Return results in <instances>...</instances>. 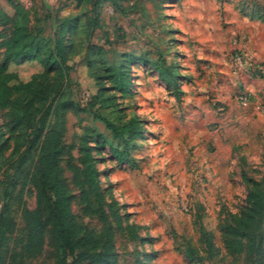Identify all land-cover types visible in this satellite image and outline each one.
Listing matches in <instances>:
<instances>
[{"label": "rangeland", "instance_id": "rangeland-1", "mask_svg": "<svg viewBox=\"0 0 264 264\" xmlns=\"http://www.w3.org/2000/svg\"><path fill=\"white\" fill-rule=\"evenodd\" d=\"M14 1L47 35L69 21L66 71L49 79L72 101L60 166L74 221L82 231L111 232L109 264H264V251L255 255L241 238L248 192L264 187V0ZM0 6L13 14L6 0ZM8 29L0 20V36ZM10 69L28 80L41 67L26 61ZM133 114L141 136L130 141L102 120L120 125ZM0 132L7 158L17 134L9 107L0 106ZM84 144L102 196L98 205L89 193L90 208L81 199ZM22 206H39L26 178L8 202L0 264H54L44 209L41 250L25 254ZM103 253L80 250L78 262L99 264Z\"/></svg>", "mask_w": 264, "mask_h": 264}, {"label": "trees", "instance_id": "trees-1", "mask_svg": "<svg viewBox=\"0 0 264 264\" xmlns=\"http://www.w3.org/2000/svg\"><path fill=\"white\" fill-rule=\"evenodd\" d=\"M6 1L12 7L13 14L7 15L0 6V20L9 25V29L0 36V106L9 107L10 121L17 134L10 155L3 158L1 153L9 148V139H3L0 132V246L6 238L8 221H11L7 216L8 202L18 182L26 178L37 190L39 206L35 210L25 206L21 208L26 229L25 254L33 257L41 250L45 225L41 208L45 210L52 229L54 264H79L80 250L99 248L104 250L99 264H109L114 258L110 253L111 232L105 229L98 235L92 231H82L74 221L70 207L71 195L65 187L60 166L64 152L63 114L71 107L72 101L65 89L49 83V79L55 70L62 75L66 71L68 57L64 40L69 21L65 19L52 34L47 35L41 27L31 22L28 8L14 0ZM26 61L38 63L41 70L33 73L28 80H21L18 73L10 68ZM157 71L165 82L171 79L164 77L166 67L158 68ZM119 86L127 90L126 82H121ZM102 120L116 138L130 141L141 136L140 121L134 114L120 125L105 117ZM82 151L84 168L81 171V186L86 187L81 190V199L90 208L93 200L89 198V193L98 205L102 201L99 173L86 144ZM31 152H34V159L29 164L31 167L24 166ZM114 152L118 159L121 158L122 152L116 149ZM248 200L251 209L244 219L246 227L241 238L246 236L250 251L255 249L254 254L259 256L264 251V187L259 191H249ZM256 211L259 212L258 224L251 228ZM232 230L237 231V227Z\"/></svg>", "mask_w": 264, "mask_h": 264}, {"label": "built area", "instance_id": "built-area-1", "mask_svg": "<svg viewBox=\"0 0 264 264\" xmlns=\"http://www.w3.org/2000/svg\"><path fill=\"white\" fill-rule=\"evenodd\" d=\"M235 58L240 62V59L241 58L239 57V55H237ZM240 99H241L242 102H245L246 101V98L245 97H241Z\"/></svg>", "mask_w": 264, "mask_h": 264}]
</instances>
